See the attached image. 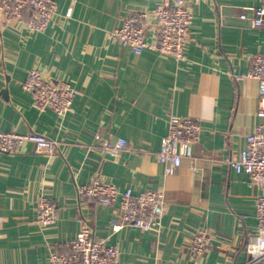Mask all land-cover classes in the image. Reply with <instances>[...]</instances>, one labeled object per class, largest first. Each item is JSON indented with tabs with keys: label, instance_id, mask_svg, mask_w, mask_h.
<instances>
[{
	"label": "crops",
	"instance_id": "crops-1",
	"mask_svg": "<svg viewBox=\"0 0 264 264\" xmlns=\"http://www.w3.org/2000/svg\"><path fill=\"white\" fill-rule=\"evenodd\" d=\"M54 1L56 13L42 33L0 13V130L35 132L57 143L52 155L33 154L30 146L0 153V264H47L84 216L98 238L119 249L120 264H250L244 247L256 229L261 190L228 161L262 122L259 82L242 76L250 58L264 53V23L253 27L241 18L260 0L195 4L182 61L151 48L135 56L111 38L122 18L139 11L147 13L145 38L152 42L153 10L162 0ZM33 67L77 90L64 117L33 107L22 87ZM172 115L196 120L202 130L179 168L166 175L157 152ZM120 138L127 147L116 153L110 147ZM97 175L119 191L161 192L160 229L115 230L118 204L78 201L76 186ZM41 194L56 205V222L46 228L36 223ZM200 226L214 238L193 260L187 246Z\"/></svg>",
	"mask_w": 264,
	"mask_h": 264
},
{
	"label": "built area",
	"instance_id": "built-area-1",
	"mask_svg": "<svg viewBox=\"0 0 264 264\" xmlns=\"http://www.w3.org/2000/svg\"><path fill=\"white\" fill-rule=\"evenodd\" d=\"M199 1L210 0H162L153 10L156 26L152 42L147 43L145 38L150 29L147 13L139 11L122 18L111 32V38L130 48L135 56L141 55L145 48H151L182 61L190 38L192 8ZM249 10L252 15L242 14L241 18L249 20L253 27L262 26L264 0ZM0 13L6 22L15 21L29 32L42 33L56 13V3L54 0H0ZM242 77L259 82L257 117L262 122L254 126L253 131L246 136L245 147L228 163L237 173L246 174L249 184L261 190L256 203V229L248 236L244 253L250 259V264H264V53L250 58V68ZM22 87L32 94V105L36 110H49L60 118L71 109L77 94V90L66 82L47 79L38 67L28 71ZM201 130L196 120L174 115L170 117L167 134L157 152V162L163 166L166 175L179 168L182 154H190L191 147L199 140ZM95 140L101 141V137L95 135ZM26 146H30L33 154L52 155L57 150L56 141L46 135L0 130V153H18ZM102 146L104 151L110 147L106 143ZM126 147L127 141L120 138L110 148L118 153ZM180 148L183 153L179 152ZM76 193L78 201L83 203L94 201L105 207L118 204L115 210L119 214L120 223L114 225L115 230L126 225L143 231L159 230L166 209L161 192L146 190L133 194L130 189L119 191L115 185L103 182L101 175L86 184L77 185ZM36 203V223L42 228L53 225L57 219L56 205L44 194L37 198ZM213 238V234L202 226L194 229L187 246L191 258L195 260L202 256ZM119 256V249L106 245L102 238H98L89 218L84 216L75 237L65 244L63 251H51L47 264H120Z\"/></svg>",
	"mask_w": 264,
	"mask_h": 264
}]
</instances>
